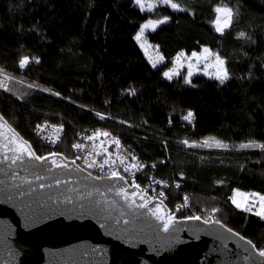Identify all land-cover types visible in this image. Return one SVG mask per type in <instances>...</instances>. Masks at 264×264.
Returning a JSON list of instances; mask_svg holds the SVG:
<instances>
[{
    "label": "trees",
    "instance_id": "16d2710c",
    "mask_svg": "<svg viewBox=\"0 0 264 264\" xmlns=\"http://www.w3.org/2000/svg\"><path fill=\"white\" fill-rule=\"evenodd\" d=\"M178 2L189 11L160 10L171 21L146 34L167 60L153 68L134 36L156 17L139 11L132 0H0V76L11 77L8 91L0 92V114L38 155L52 149L36 136L37 125H63L56 152L68 160L75 158L80 132H110L129 157L146 165L139 177L143 184L151 175L167 182L165 202L179 220L191 215L204 220L218 209L215 218L229 228L234 214L237 233L259 251L264 249V220L233 210L229 195L179 182V176L222 171L244 183L239 187L264 191V151L236 150L241 143H264V0ZM221 3L239 7L223 36L211 23L214 6ZM241 31L254 43L237 39ZM201 46L223 54L228 80L220 84L198 75L192 87L182 77H163L161 69L168 71L180 51L191 54L202 51ZM24 56L39 63L20 69ZM188 111L194 114L192 123L182 119ZM205 139L210 146L180 143L199 145ZM215 141L229 149L217 148ZM185 196L188 206L181 207Z\"/></svg>",
    "mask_w": 264,
    "mask_h": 264
},
{
    "label": "water",
    "instance_id": "95a60500",
    "mask_svg": "<svg viewBox=\"0 0 264 264\" xmlns=\"http://www.w3.org/2000/svg\"><path fill=\"white\" fill-rule=\"evenodd\" d=\"M13 135L27 142L3 117L0 139ZM6 167L0 165V169ZM25 176L33 178L29 172L17 169L13 181L9 173L0 171V180L4 181L0 184V264H264V258L256 255V248L253 250L239 236H232L226 231L228 227L209 226L202 223L203 220H175L172 230L164 233L158 228L159 222L147 216L146 210L133 223L134 218L125 208L128 214L123 219H129V224H124L123 219L116 224L113 219L107 222L114 225L110 228L94 212L49 211L47 205L41 207L49 194L60 198L62 194L70 195L76 202L80 192H94L96 187L105 191L108 199L122 205L107 188L112 183L123 182L86 179L87 171L54 169L44 183L55 184L54 178L68 179L71 183L9 199V194ZM159 202L153 201L150 207ZM163 208L173 216L165 203ZM111 215L119 217L120 212L112 210ZM221 236L224 238H219Z\"/></svg>",
    "mask_w": 264,
    "mask_h": 264
},
{
    "label": "snow or ice",
    "instance_id": "6c2138e0",
    "mask_svg": "<svg viewBox=\"0 0 264 264\" xmlns=\"http://www.w3.org/2000/svg\"><path fill=\"white\" fill-rule=\"evenodd\" d=\"M133 6L137 7L141 12H151L155 15L156 18H149L145 23H143L137 33L134 36V39L139 43L141 48H145L147 45L146 32L152 31L155 32L161 25H165L169 23L172 19L170 15H161L160 10L167 12L171 10L172 12H187L189 11L187 8L181 5L178 0H149L146 3V0H132ZM216 14L214 19L212 20V26L215 31L219 33L221 36L225 34V32L233 27V23L236 19V16L239 13V7L234 9L232 6H227L225 4H218L214 6L213 9ZM190 15H194V13L189 12ZM237 39H246L251 41V37L248 36L246 32H239L237 34ZM254 43V41H251ZM158 49V46H156ZM202 47V51H192L190 55H187L184 51H180L174 58L175 63L178 66H182V60L187 59L189 61L188 68L189 71L187 75L183 78V81L186 85L195 87L193 84L192 76V61H200L201 59L207 61L209 58H214V64L212 65L216 71L213 78L223 84L226 80L229 79V71L227 67H225L226 61L221 57L219 53L213 52L208 47ZM165 57L161 54L158 56L156 61H153L152 67L156 68L157 64L164 63ZM32 62L39 63L38 59L30 60L29 57H22L18 66L20 69H24L28 67ZM3 69H0V72H3ZM163 77L166 80H172L174 76L178 75L177 69L172 68L168 71H163ZM208 73L205 72V75ZM5 81L11 79V77L5 75L3 77ZM29 88L36 87L35 84H29ZM0 88H3L4 91H8V88L5 84L0 83ZM130 95H135V90L130 89ZM54 95H59L58 93H53ZM107 103V102H106ZM99 115V114H97ZM193 112L188 111L185 116L182 117L183 120L188 123H192ZM102 119L105 117H101ZM0 120H3V117L0 116ZM121 123H124L121 121ZM169 124H171V120H169ZM62 130L63 125L59 126ZM37 128L43 129L42 125H37ZM79 135V134H78ZM111 135L108 131L96 130L90 135L83 137L85 141H95L97 138L109 137ZM51 143H55V141H50ZM113 142L115 143L117 149L120 148V140L114 138ZM187 148H194L197 146H210L209 140L205 139L201 144H197L196 142H190L189 140L180 141ZM215 146L220 149L228 150L229 145L223 143L222 141H215ZM74 149L83 150L85 148V144L75 143L73 145ZM258 148L261 151H264V143H257L256 141H249L247 143H241L236 147V150H244V149H252ZM103 155V159L101 161H97L96 156ZM88 156L92 157L89 159L86 157L76 156L74 159L68 160L62 153H58L55 151L49 152L46 155H38L35 150L31 147L27 142L18 139L17 137L9 136L6 140L0 139V165H6V169H0V171H5L10 174V179L15 181L17 177V169L24 172H29V174L33 177L32 179H28L27 176L22 178L21 183L15 186L16 190L9 194L8 198H23L34 194L37 192V189L45 190L51 189L53 187H59L60 185H67L71 183L68 179H60L54 178L55 184L52 183H44L49 179V175L53 173L54 169H63L66 172H79L83 173L86 169H98L102 175L93 176L91 171L87 172L86 179L91 180H110V181H120L123 182L121 184L112 183L108 188L107 192H111L114 197L119 198V201H122L123 204L120 205L115 199H108L105 191H102L99 187H96L94 192L85 191L80 192L76 198V202H74V198L70 195H63L62 198L56 197L52 194L48 195L46 204H42L41 207L44 208L46 205L49 211H67V212H81V214H87L89 212H94L100 218L105 221L108 227H114L112 224H108L107 222L110 220H115L116 224H119L121 219L126 216L128 213L124 211L127 208L128 212L131 213L133 223H135V218H139L142 214L143 210H146L147 216L154 218L159 222L158 228L162 229L164 233H169L172 230L173 225L175 224V218L169 214L163 208V197L164 192L161 191L159 193L160 202L153 205V201L157 200L158 197H152L151 199L148 197L147 188H141L139 184L135 182L133 179L131 184H129L128 179L125 175L118 170V167L111 159L112 154L108 153L105 149L103 153L101 152H89ZM131 161L129 162L128 157L119 156L118 159L119 169H122L123 173H127L130 176H134L136 171H142L146 165L140 164L137 161V157L135 155H131ZM83 159L84 167L81 168L79 165H76L77 160ZM165 161H161L164 163ZM37 165H39V170H37ZM69 165H76L74 168H70ZM107 167L108 171L105 172V168ZM153 169L156 167L155 164L151 166ZM153 183L160 184L163 187H168L167 182L156 181L152 177H149ZM181 179L183 176L181 174ZM4 181L0 180V184H3ZM222 183V182H221ZM24 185H28L27 188ZM35 185V186H34ZM177 188L180 187L179 183L175 185ZM155 191V189H153ZM255 195V194H253ZM50 202V203H48ZM232 203L236 208L241 209L245 212L251 213L260 219L264 220V195L259 196L258 201L253 200L251 202L246 201L244 205L241 202H238L236 199H232ZM65 207H61V206ZM70 206V207H68ZM188 206V198L185 196L184 201L181 207ZM112 210H119L120 216L113 217L111 215ZM179 210V209H177ZM218 209H213V215L204 219L202 223L206 225H218L220 228H225V225L221 222L220 219L215 218L216 212ZM189 220L192 221H201V216L199 215H191L188 217ZM129 219H123L124 224H129ZM102 226H105L102 224ZM149 227H153L152 225H148ZM156 228H153V231H156ZM226 231L231 233L232 236H239L241 241H244L247 245H250L253 250H255L256 246L253 244L251 240H246L244 236L239 235L234 232L231 228H226ZM224 238V237H219ZM95 251V250H94ZM245 252H249L248 248L244 249ZM251 252H249V256H251ZM256 255L260 258H264V249L259 250Z\"/></svg>",
    "mask_w": 264,
    "mask_h": 264
},
{
    "label": "built area",
    "instance_id": "2783aa9c",
    "mask_svg": "<svg viewBox=\"0 0 264 264\" xmlns=\"http://www.w3.org/2000/svg\"><path fill=\"white\" fill-rule=\"evenodd\" d=\"M4 76H0V83H3L7 86V88H9L10 86V80L5 81L3 79ZM0 92L5 93L6 91H4L3 88H0ZM43 129L37 128L36 130V136L41 140V142L43 144H45L46 146H48L50 149H52V151L56 152L57 147L59 146V144L61 143L62 139L64 138V128H62V130L60 129L59 125H49L46 123L42 124ZM96 130H101V131H106L104 129H89V130H85L83 132H80L79 135H77V140L76 143H82L85 144V148L83 150H78V149H74L73 151L75 153V157L76 156H81V157H88L89 159H91L92 157L88 156L89 152H101L103 153V151L106 149L108 153H111V159L113 161H115L118 170L121 171V173L123 175L126 176V178L128 179L129 184H131L132 180L134 179L135 182L137 184H139L141 186V188H147L148 192L147 195L152 197H158L157 201H160L161 198H159V193L161 191H163V189L165 187L162 188V186L160 184H156L153 183L152 180L149 179V177H152L154 180L156 181H161L160 179H158L157 177H154L153 175L146 177L148 179L146 184H143L140 180L139 177L141 175V171H136L134 176H130L127 173H123L122 169H119V156H126L129 159V162L132 163L131 158L129 157V155H127L125 153V149H124V144L122 143V141L120 140V148L117 149L115 143L113 142V139L116 138L113 135H110L109 137H99L97 138L95 141H85L83 139V137L92 134L93 132H95ZM118 139V138H116ZM50 141H55V143H51ZM97 159V161H101L104 157L103 155L100 156H96L95 157ZM76 164L79 165L81 168L84 167V161L83 159L81 160H77ZM155 169V168H154ZM85 171H91L93 175H102V173L99 172L98 169H86ZM108 169L107 167L105 168V172H107ZM153 189H155V191H153ZM255 194V195H253ZM264 195L262 193L259 192H245V191H234L232 192L231 195H229L228 199H229V203L230 206L233 210H235L236 212H240L243 213L244 215H252L255 216L251 213L245 212L241 209H238L235 207V205L232 203V199H236L238 202H241L242 205L245 204L246 201L251 202L253 200H257L259 196ZM163 199V203L166 204V199H165V194ZM182 208H179V210H181ZM173 217L175 218V220H179L177 218V215L173 213ZM257 217V216H255ZM259 218V217H258ZM181 220H189L187 219H181ZM203 220V219H201Z\"/></svg>",
    "mask_w": 264,
    "mask_h": 264
},
{
    "label": "rangeland",
    "instance_id": "374dc122",
    "mask_svg": "<svg viewBox=\"0 0 264 264\" xmlns=\"http://www.w3.org/2000/svg\"><path fill=\"white\" fill-rule=\"evenodd\" d=\"M147 2H149V0H146V3ZM147 13H151V12H147ZM148 32H152V31H148ZM148 32H146V34ZM141 49L151 65L153 61H156L158 56L161 55L159 48L157 49L156 46L150 44L148 40L146 47ZM216 53H219L221 57L224 58L223 54H221L220 52H216ZM188 63L189 61L187 59H184L182 60V66H178L174 60L172 61L169 70L172 68H176L178 72V75L174 76L173 79L179 77L184 78L187 75V72L189 71ZM165 64H167L166 59L164 60V63L157 64L156 68L162 67ZM213 64H214V58H209L207 61L201 59L198 62L193 60L192 69H191V71L193 72L192 81L193 78L198 75H203L209 79H214L213 76L215 74L216 69L212 66ZM205 72H207L208 74L205 75ZM229 175L231 174L227 172L215 171V170L187 172L182 174L183 179H181V176H179L180 179L179 182L191 183L198 187L211 186L225 196L231 195L232 192L234 191H242L241 188L239 187V182L240 184H244V183L238 181L235 177H232V175L231 176ZM257 192L264 194V191L261 190H258ZM236 220H237L236 215L232 214V220L227 224L229 228H231L233 231L239 232L238 226L236 224Z\"/></svg>",
    "mask_w": 264,
    "mask_h": 264
},
{
    "label": "crops",
    "instance_id": "0c3cea01",
    "mask_svg": "<svg viewBox=\"0 0 264 264\" xmlns=\"http://www.w3.org/2000/svg\"><path fill=\"white\" fill-rule=\"evenodd\" d=\"M242 191H246V192H250V191H253L254 189L253 188H247V187H240Z\"/></svg>",
    "mask_w": 264,
    "mask_h": 264
}]
</instances>
